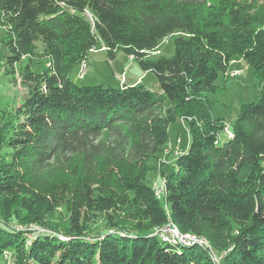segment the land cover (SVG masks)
<instances>
[{
    "label": "trees",
    "instance_id": "16d2710c",
    "mask_svg": "<svg viewBox=\"0 0 264 264\" xmlns=\"http://www.w3.org/2000/svg\"><path fill=\"white\" fill-rule=\"evenodd\" d=\"M0 25V67L21 68L29 87L0 121V148L12 149L0 154V264L8 252L12 264H264V87L229 130L208 94L236 57L264 82V0H0ZM174 34V55L151 58ZM103 47L159 90L76 83L74 68ZM179 119L190 143L157 190L152 161ZM64 195L66 239L49 218ZM98 214L109 226L87 236ZM13 218L49 229L29 240ZM167 224L201 241L153 234Z\"/></svg>",
    "mask_w": 264,
    "mask_h": 264
},
{
    "label": "rangeland",
    "instance_id": "374dc122",
    "mask_svg": "<svg viewBox=\"0 0 264 264\" xmlns=\"http://www.w3.org/2000/svg\"><path fill=\"white\" fill-rule=\"evenodd\" d=\"M7 36V30L0 25V49L2 48V40ZM176 34L169 36L161 41L159 47L151 55L155 59L163 55L171 57L175 53L174 39ZM44 61V60H43ZM25 63L28 60H24ZM24 64V63H23ZM47 62H36L33 67L37 70L46 66ZM23 71L16 69L15 74L9 70L0 67V121H7L14 117L16 110L23 104L29 94V87L25 85L23 78ZM72 79L78 84L84 85H99L104 86H120L121 84H128V82L135 81V84H144L152 90H158V83L156 76L151 72H144L140 65L133 58L124 51H118L113 59L110 58L109 53L103 48H95L89 53L87 63L77 65L72 74ZM217 84L220 89L217 92L208 93L213 102L212 115L215 118L225 119L228 123V130L237 119L240 113L241 105L258 101L261 97V91L264 87V82L257 77L256 71L252 65H249L243 59L236 57L229 65L227 74L224 76L220 74ZM12 137V133L8 138ZM190 135L187 123L179 119L171 129V139L168 147L165 149L162 157L157 161H152L156 165V169L151 171L148 175L151 184L160 190L164 186L165 177L162 169L166 172L174 167L175 158L179 153L183 152L190 143ZM11 147H1L0 154H7ZM1 158V156H0ZM158 187V188H157ZM110 214H98L96 217L86 219L85 232L87 236L92 234H100L103 230H107L110 220ZM54 226L62 232L60 235L62 239H66L64 234L66 227L71 218V208L69 206L68 195L61 196L59 204L52 211L49 216ZM18 229H26L28 239L32 236L34 231L45 233L47 228L44 225H37L41 227L35 230L36 225H31L26 222H20L19 219H12L11 221ZM28 227L25 228L24 226ZM33 228V229H32ZM36 232H34L35 234ZM53 234H56L55 232ZM30 240V239H29ZM216 257L217 256L215 254ZM4 262L5 264H12L13 254L7 253ZM220 259V258H218Z\"/></svg>",
    "mask_w": 264,
    "mask_h": 264
},
{
    "label": "bare ground",
    "instance_id": "6f19581e",
    "mask_svg": "<svg viewBox=\"0 0 264 264\" xmlns=\"http://www.w3.org/2000/svg\"><path fill=\"white\" fill-rule=\"evenodd\" d=\"M37 227H40V226H37ZM35 230H39V229H35ZM166 230H171L172 233H174V234L183 235V237H166V236H163L162 233H161L162 238H164L165 240H168V241H173V242H176V243H179V244H190V243L200 242L201 241L200 238L196 237L195 235H193L191 233H182V232H180L172 224H167L164 227H162L160 229H157L156 231L153 232V234L157 233V232H163V234H166ZM184 237H189V238H184ZM190 238H194V239H190ZM205 243H206V240H205Z\"/></svg>",
    "mask_w": 264,
    "mask_h": 264
},
{
    "label": "built area",
    "instance_id": "2783aa9c",
    "mask_svg": "<svg viewBox=\"0 0 264 264\" xmlns=\"http://www.w3.org/2000/svg\"><path fill=\"white\" fill-rule=\"evenodd\" d=\"M131 58V57H130ZM228 123L226 124V126L228 127ZM231 133V132H229ZM33 229V228H32ZM34 229H41V227H37V228H34ZM163 236H166V237H183V235H178V234H174L172 233L171 230H166V234H162ZM184 238H189V237H184ZM190 239H194V238H190Z\"/></svg>",
    "mask_w": 264,
    "mask_h": 264
},
{
    "label": "crops",
    "instance_id": "0c3cea01",
    "mask_svg": "<svg viewBox=\"0 0 264 264\" xmlns=\"http://www.w3.org/2000/svg\"><path fill=\"white\" fill-rule=\"evenodd\" d=\"M233 61H234V60H233ZM145 73H146V72H145ZM135 83H136L135 81H132V83H131V82H128V84H135ZM121 85H122V84H121ZM158 87H159V86H158ZM158 90H159V88H158ZM189 141H190V140H189ZM187 148H188V147H187ZM187 148H186V149H187ZM186 149H185V150H186ZM185 150H184V151H185Z\"/></svg>",
    "mask_w": 264,
    "mask_h": 264
}]
</instances>
